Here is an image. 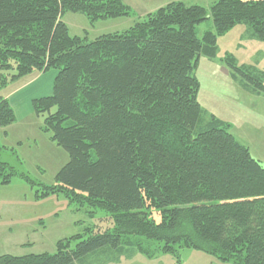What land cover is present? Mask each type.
Here are the masks:
<instances>
[{"label":"trees","instance_id":"trees-1","mask_svg":"<svg viewBox=\"0 0 264 264\" xmlns=\"http://www.w3.org/2000/svg\"><path fill=\"white\" fill-rule=\"evenodd\" d=\"M67 12L91 26L135 20L89 39L86 31L69 34ZM206 20L212 26L199 37L196 26ZM237 24L264 42V0L171 1L141 16L123 0H0V90L55 70L50 92L31 104L68 160L41 195L61 192L112 220L109 229L57 241L53 253L4 254L0 264H89L97 254L115 260L136 251L151 257L150 244L176 256L192 248L221 262L264 264V165L197 97L200 58L214 60L217 38ZM228 65L243 91L264 93L263 75ZM14 120L0 95L2 134ZM15 174L0 160V185Z\"/></svg>","mask_w":264,"mask_h":264},{"label":"rangeland","instance_id":"rangeland-1","mask_svg":"<svg viewBox=\"0 0 264 264\" xmlns=\"http://www.w3.org/2000/svg\"><path fill=\"white\" fill-rule=\"evenodd\" d=\"M187 2L207 7L213 0ZM62 20L70 35L82 36L86 31L88 38L93 39L128 28L135 17L98 20L91 26L84 15L67 12ZM211 26V20H206L196 26V33L201 37ZM245 30L243 24L235 25L217 38L214 60L200 58L196 70L197 97L202 108L227 123L235 139L264 165V93L255 95L243 91L229 75L232 69L228 63L233 62L264 76V42L248 38ZM50 71L47 74L53 71L55 75V70ZM24 81L25 77L9 82L0 90L3 97L10 96L8 101L15 115L14 122L6 127V134L0 129V146L5 147L0 151V160L8 162L17 173L8 184L0 185V255L53 253L59 240L81 234L88 228L102 231L112 226L105 212L80 207L61 192L41 195L43 185H54L55 174L68 156L50 140V133L41 129L44 118L33 112L28 102L29 91H21ZM90 210L94 211L92 217ZM149 248L154 253L151 257L136 251L114 260L113 255L105 253L91 257L89 264H231L192 248L180 250L178 256L164 253L154 244Z\"/></svg>","mask_w":264,"mask_h":264},{"label":"crops","instance_id":"crops-1","mask_svg":"<svg viewBox=\"0 0 264 264\" xmlns=\"http://www.w3.org/2000/svg\"><path fill=\"white\" fill-rule=\"evenodd\" d=\"M127 5H129L137 15H144L148 12H152L157 8L171 2V1H182L189 4L190 0H123ZM53 73H38L32 72L29 76L25 77V81L22 86L23 90L29 91L28 102H31L33 98H36L38 95H45L51 90V80ZM20 91V92H21ZM38 92V93H37ZM34 96V97H33ZM4 97L10 98V96L4 95ZM33 97V98H32Z\"/></svg>","mask_w":264,"mask_h":264}]
</instances>
